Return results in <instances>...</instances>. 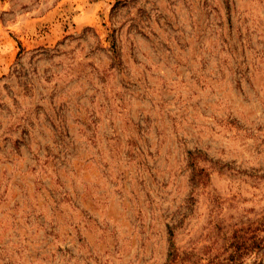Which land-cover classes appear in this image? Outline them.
<instances>
[{"label": "rangeland", "instance_id": "obj_1", "mask_svg": "<svg viewBox=\"0 0 264 264\" xmlns=\"http://www.w3.org/2000/svg\"><path fill=\"white\" fill-rule=\"evenodd\" d=\"M0 264H264V0H0Z\"/></svg>", "mask_w": 264, "mask_h": 264}, {"label": "trees", "instance_id": "obj_2", "mask_svg": "<svg viewBox=\"0 0 264 264\" xmlns=\"http://www.w3.org/2000/svg\"><path fill=\"white\" fill-rule=\"evenodd\" d=\"M228 1V0H225ZM173 235H174V231L170 230V250H169V256H171V260H176L177 258V248H176V244L175 241L173 240Z\"/></svg>", "mask_w": 264, "mask_h": 264}]
</instances>
